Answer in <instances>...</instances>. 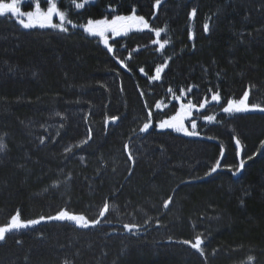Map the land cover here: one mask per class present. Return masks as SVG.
<instances>
[{"label":"trees","instance_id":"1","mask_svg":"<svg viewBox=\"0 0 264 264\" xmlns=\"http://www.w3.org/2000/svg\"><path fill=\"white\" fill-rule=\"evenodd\" d=\"M57 3L72 21L66 32L0 17V226L17 210L23 221L67 210L100 223L46 219L14 230L0 242V264H264V0ZM33 8L22 0V11ZM117 15L149 27L107 36V46L84 30ZM162 65L161 79H150ZM245 91L248 110L222 111ZM182 105L197 135L159 126ZM113 154L126 165L115 181ZM197 235L204 255L180 243Z\"/></svg>","mask_w":264,"mask_h":264},{"label":"snow or ice","instance_id":"2","mask_svg":"<svg viewBox=\"0 0 264 264\" xmlns=\"http://www.w3.org/2000/svg\"><path fill=\"white\" fill-rule=\"evenodd\" d=\"M21 3L22 0H10V2H4V0H0V17H4V16H14L18 18V22L25 28H33V27H40V28H45V27H51L54 29H59L62 32H66L68 29L64 27L65 23H72V21L70 19H67L66 14L64 11L60 10V8H58V3L57 0H45V3L47 5L46 9L41 7V2L40 0H33L34 3V8L33 10H29V11H22L21 10ZM73 3L75 4L76 8H82L84 7L83 4L80 3H75V0H73ZM161 4V0H155V6L159 7V5ZM31 7V5H30ZM192 16L196 15V10L193 9ZM56 16L59 19V23H53V17ZM26 18V19H25ZM123 21H136L138 24L142 25L144 28H148V22L145 20V18L143 16H115L111 21L108 20H98V21H93V20H89L87 25L84 26V30L92 35H99L101 37H104V43L107 46L108 45V39L105 36V33L107 32H112L114 35H120L122 30H125L122 25L119 22H123ZM75 26V25H74ZM209 29V25L205 24L204 25V30L205 32H207ZM155 36L156 37H160L161 33L164 31L163 29H153ZM153 43H159L158 40H154ZM168 41H164V43H160V48H164L165 44H167ZM108 51L112 52L113 49L111 46H108ZM121 64H123V61H120ZM166 65H162L156 68L155 70V75L150 77V79L152 80H160L161 79V72L163 71V68ZM141 72H144V69L141 68L140 69ZM253 87V86H250ZM169 91H172L171 89H169ZM188 91H191V89H188ZM248 96H249V92L245 91L243 97L239 100V101H233V100H229L227 101V106H224L222 108V111L224 113H233V112H239V111H243V110H248L249 106L246 103V101L248 100ZM211 99L213 101H220V96L218 93L213 94ZM205 103H207V99H205L204 103H201L199 105L200 108H203L205 106ZM157 107H159L160 105L157 104ZM188 109L194 108L196 107V105L192 104L191 101L188 102ZM253 108H258V105H253ZM260 111H264V108H259ZM181 111H184V106L182 105ZM187 114V113H185ZM151 115V113H149V116ZM207 120L212 121L214 119V117L208 116L205 117ZM117 117H112L111 120L115 121L117 120ZM178 119H182L180 117V114L178 113L177 116H173L171 118V121L165 120L163 122L160 123V127L161 128H166V127H172L175 128L176 131H184L185 134L187 135H197L196 132H188L184 127L183 124L180 123L179 125L172 123V121H177ZM150 125L148 123H145L143 125V128L141 129V131H147L149 129ZM193 129H195L196 124L195 122H193L192 124ZM90 138V137H89ZM43 142V141H42ZM87 141H85L86 143ZM240 141L237 140L236 144L239 145ZM262 144H264V142H262ZM127 145H125V149H127ZM3 149V145L0 144V150ZM221 154L223 155V148L221 150ZM130 160L133 159L132 154L129 152V157ZM249 159H251V157H249ZM220 167V161L218 160L216 162V165L214 167H212L210 169V172L207 173L208 175H210L211 173H214L217 171V169ZM244 167V161L241 160L239 167L237 169V171H239L240 169H243ZM235 174V173H233ZM172 202V197H169L165 203H164V207L167 208L169 206V204ZM109 211V204L107 202L104 203L103 208L100 212V216L104 217L105 214ZM57 220V221H72L75 222L78 226L80 227H89V226H96L100 223L99 219H94V220H89L88 218H86L84 215H76V214H72L67 210H61L59 211L55 216H49V217H44L41 216L39 219H34V220H28V221H23L21 219L19 210H17L16 214L13 215L10 218V221L4 225V226H0V242L4 241L6 239V234L11 233L14 230H19L21 228H27L30 225H37L39 223H41V221L43 220ZM125 229L128 230L129 232H132L133 229L138 228L139 226L135 225V224H125L124 225ZM180 243L189 245L191 248L195 249L196 251L200 252L201 255H204V251L201 247V245L203 244V240L201 239V237L199 235H197L194 238V242L191 240H183L180 241ZM249 261L253 260L254 257L249 256L248 257ZM65 264H67V262H65Z\"/></svg>","mask_w":264,"mask_h":264},{"label":"rangeland","instance_id":"3","mask_svg":"<svg viewBox=\"0 0 264 264\" xmlns=\"http://www.w3.org/2000/svg\"><path fill=\"white\" fill-rule=\"evenodd\" d=\"M93 1H95V0H84V3H91V2H93ZM8 16H10V17H12V18H15L16 19V21L18 22V18L17 17H14V16H11V15H8ZM5 17V16H4ZM26 19V18H25ZM19 23V22H18ZM53 23H59V19H58V17H56V16H54L53 17ZM121 25H122V27L125 29V30H122V31H124L123 33H125V32H127L128 30H130V29H134L135 27H137V25L139 26V27H141V28H144L142 25H140V24H138L136 21H123V22H119ZM20 24V23H19ZM20 26H22L21 24H20ZM23 27V26H22ZM38 27V26H37ZM52 29H54V28H52ZM122 31H121V33H122ZM120 33V34H121ZM90 34V33H89ZM90 35H92V34H90ZM92 36H96V37H98V38H100V39H104V37H101V36H99V35H92ZM105 36L107 37V36H111L112 37V40H114L113 38H115V36L116 35H114L112 32H107V33H105ZM245 110H243V111H239V112H233V113H242V112H244ZM179 114H180V117L182 118V119H178L177 121H172V123H175V124H177V125H179L180 123H182L183 124V127L186 129V124H185V120L186 119H188V115L187 114H185V112H179ZM115 123V121H108L107 123H106V125H113ZM166 128H168V129H172V130H175V128H172V127H166ZM176 131V130H175ZM176 132H184V131H176ZM142 153H144L143 151H142ZM122 158H121V156H120V154H113V156H111L110 157V163L112 164L111 166H113V168H112V171H111V178H112V180L113 181H115L119 176H118V172H121V169H123V168H125V166L126 165H124V162H122ZM123 166V167H122ZM53 190L55 191V192H58L60 195H64L66 192H67V189H66V187H65V185H64V183H59V184H57V185H55L54 187H53ZM177 208H178V204H177V206L175 207V209L177 210ZM171 216H173V213H170L169 214V218L171 217ZM253 263V261H247V262H243V263H238V264H252Z\"/></svg>","mask_w":264,"mask_h":264}]
</instances>
